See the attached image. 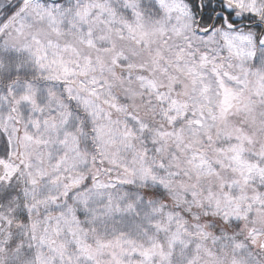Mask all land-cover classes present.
<instances>
[{
    "label": "snow or ice",
    "instance_id": "obj_1",
    "mask_svg": "<svg viewBox=\"0 0 264 264\" xmlns=\"http://www.w3.org/2000/svg\"><path fill=\"white\" fill-rule=\"evenodd\" d=\"M0 264H264V0H0Z\"/></svg>",
    "mask_w": 264,
    "mask_h": 264
}]
</instances>
